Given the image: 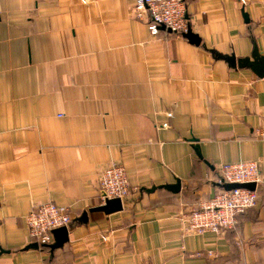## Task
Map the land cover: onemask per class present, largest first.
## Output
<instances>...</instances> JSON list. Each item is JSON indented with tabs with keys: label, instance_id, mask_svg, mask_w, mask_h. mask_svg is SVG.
Listing matches in <instances>:
<instances>
[{
	"label": "crops",
	"instance_id": "crops-1",
	"mask_svg": "<svg viewBox=\"0 0 264 264\" xmlns=\"http://www.w3.org/2000/svg\"><path fill=\"white\" fill-rule=\"evenodd\" d=\"M184 1L199 45L151 35L135 0H0V264H264V77L214 55L264 56V0ZM250 159L257 205L233 231L187 232L219 165ZM113 162L122 208L89 212ZM48 201L69 209L68 240L26 248Z\"/></svg>",
	"mask_w": 264,
	"mask_h": 264
},
{
	"label": "built area",
	"instance_id": "built-area-1",
	"mask_svg": "<svg viewBox=\"0 0 264 264\" xmlns=\"http://www.w3.org/2000/svg\"><path fill=\"white\" fill-rule=\"evenodd\" d=\"M133 17L142 21L148 32L155 36L160 32L183 34L187 31V9L184 0H135ZM171 115L168 111L167 116ZM263 120L264 136V108L260 113ZM168 127V123H163ZM219 182L251 183L261 182V169L257 160L236 161L222 163L218 167ZM99 194L102 204L108 199L118 198L121 201L129 192L127 171L116 162L106 166L98 177ZM257 192L245 188L232 190L219 189L211 198L203 201L198 207L182 214L180 219L184 222L185 230L195 234L205 231L220 234L233 231L238 222L237 214L256 206ZM30 239L41 247L54 242L53 230L67 227L72 218L69 209L51 201L33 206L25 218Z\"/></svg>",
	"mask_w": 264,
	"mask_h": 264
},
{
	"label": "water",
	"instance_id": "water-1",
	"mask_svg": "<svg viewBox=\"0 0 264 264\" xmlns=\"http://www.w3.org/2000/svg\"><path fill=\"white\" fill-rule=\"evenodd\" d=\"M246 19V15H244ZM185 38H187L190 43L199 45L200 39L198 36L192 32L191 28L188 26V29L186 32L182 34ZM216 57L224 59L230 67H238V68H250L253 72L257 74L259 77H264V56L261 55L258 52V49L256 46H254L251 54L248 57L245 58H237L234 56V54L230 55H223L219 53L214 54ZM195 152L196 154L201 158V154L199 152L198 145L195 146ZM217 186H220L221 188L225 190H232L235 188H245L249 190H255L256 186L254 182L251 183H227V182H219ZM161 187H164L168 190H172L173 192H177L180 189V182L176 180L175 183H172L170 185H162ZM155 188L146 189L147 191L153 192ZM122 203L121 200L118 198L108 199L105 201L104 205H100L95 208H91L89 212L92 211H103L106 214L113 213L116 211L121 210ZM75 221L78 222H86L87 221V212L84 211L81 216L75 219ZM54 235V242L48 246V248L53 251L56 248L62 247L65 242L68 240V228L67 227H60L53 230ZM26 248H38V244L36 242H33L29 244Z\"/></svg>",
	"mask_w": 264,
	"mask_h": 264
},
{
	"label": "trees",
	"instance_id": "trees-1",
	"mask_svg": "<svg viewBox=\"0 0 264 264\" xmlns=\"http://www.w3.org/2000/svg\"><path fill=\"white\" fill-rule=\"evenodd\" d=\"M185 2V1H184ZM257 192V191H256ZM258 198V197H257ZM247 210H249V209H247ZM247 210H245V211H247ZM245 211H243V212H245ZM240 213H242V212H240ZM240 213H238V214H240ZM238 214H237V216H238Z\"/></svg>",
	"mask_w": 264,
	"mask_h": 264
}]
</instances>
